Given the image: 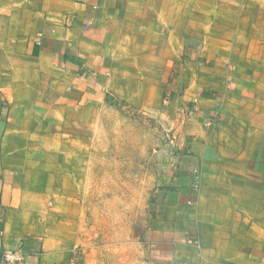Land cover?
I'll return each instance as SVG.
<instances>
[{
  "label": "crops",
  "instance_id": "crops-1",
  "mask_svg": "<svg viewBox=\"0 0 264 264\" xmlns=\"http://www.w3.org/2000/svg\"><path fill=\"white\" fill-rule=\"evenodd\" d=\"M183 56L187 156L143 244L157 264H264V0H0V264H70L84 234V176L44 122L68 131L91 87L159 103Z\"/></svg>",
  "mask_w": 264,
  "mask_h": 264
},
{
  "label": "rangeland",
  "instance_id": "rangeland-1",
  "mask_svg": "<svg viewBox=\"0 0 264 264\" xmlns=\"http://www.w3.org/2000/svg\"><path fill=\"white\" fill-rule=\"evenodd\" d=\"M185 57L166 73L168 83L159 103L135 106L91 87L83 100L70 95L68 131H62L64 118L44 122L49 139L68 140L69 148L63 151L70 173H80L85 180V230L70 264H157L143 240L160 180L177 172L178 159L187 156L186 147H179L185 132L184 138L179 135L186 130V115L193 106L171 95L181 93L174 82L179 81L178 66L185 65ZM35 151L44 160L61 150Z\"/></svg>",
  "mask_w": 264,
  "mask_h": 264
},
{
  "label": "built area",
  "instance_id": "built-area-1",
  "mask_svg": "<svg viewBox=\"0 0 264 264\" xmlns=\"http://www.w3.org/2000/svg\"><path fill=\"white\" fill-rule=\"evenodd\" d=\"M2 260L5 264H24L26 254L24 251H6L3 254Z\"/></svg>",
  "mask_w": 264,
  "mask_h": 264
}]
</instances>
